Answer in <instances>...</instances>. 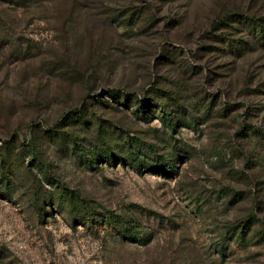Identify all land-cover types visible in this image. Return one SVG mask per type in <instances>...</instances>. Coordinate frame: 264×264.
I'll return each instance as SVG.
<instances>
[{
	"label": "rangeland",
	"instance_id": "rangeland-1",
	"mask_svg": "<svg viewBox=\"0 0 264 264\" xmlns=\"http://www.w3.org/2000/svg\"><path fill=\"white\" fill-rule=\"evenodd\" d=\"M0 13V264H264V49L222 20L263 17L264 0H0ZM139 150L160 172L117 159ZM104 211L152 241L89 229Z\"/></svg>",
	"mask_w": 264,
	"mask_h": 264
},
{
	"label": "trees",
	"instance_id": "trees-1",
	"mask_svg": "<svg viewBox=\"0 0 264 264\" xmlns=\"http://www.w3.org/2000/svg\"><path fill=\"white\" fill-rule=\"evenodd\" d=\"M5 3L10 4H16V5H23V2H30L31 0H1ZM222 20H229L232 22H238L239 24H242L246 31L248 32V35L253 39L255 45L259 46L260 48L264 49V16L263 17H257V16H250V15H240L239 13L233 14V15H225ZM10 23L6 19V17L0 13V29H8L10 30ZM238 50L239 51H245L247 48L248 43L240 42ZM162 92V90H158L157 94ZM117 92L113 91L111 95L116 96ZM149 99H147L148 101ZM164 109V107H163ZM167 115V111L165 112ZM170 115V114H169ZM168 115V116H169ZM77 118L82 117L81 111H76ZM170 120L169 123L171 126L173 125V120L171 119V115L169 116ZM196 123V120L194 121ZM259 131L254 130L253 134H259ZM77 141L80 140V137L76 138ZM144 156V150H139L137 152H131L130 157H124V156H117L118 161H120L121 164L132 166L139 172L140 174L143 173L144 170L153 171V172H160L159 168H154L150 164H147L145 160L142 158ZM115 160V159H113ZM112 161V160H110ZM163 169V168H162ZM162 173L166 174L168 171L162 170ZM3 180V179H2ZM3 184V182H2ZM4 186V184L2 185ZM7 188L10 187V184L6 186ZM70 205L73 207L74 211L76 212V215H78L79 219H83L82 216H86L88 213V210L85 208V206L82 204V201L79 199L78 196L72 194L70 198ZM83 207V208H82ZM41 209V208H38ZM86 222L90 220L88 223V228L93 229L96 228V224H100L98 227L103 228L104 230H108L109 232L113 231L114 235H118L122 240L125 242L133 243V244H140V245H148L152 241V234L151 233H145L143 230L138 228V224L133 221L129 220L126 216L120 215V214H113L108 211H104V214H92L89 217L87 216ZM253 221L252 219H249L247 228L249 230V227L252 226ZM111 230V231H110ZM237 230H229V235H231L232 238L237 237ZM248 232H245L244 230L238 234V237L242 240H246L248 238ZM221 254L225 255V248H221Z\"/></svg>",
	"mask_w": 264,
	"mask_h": 264
}]
</instances>
